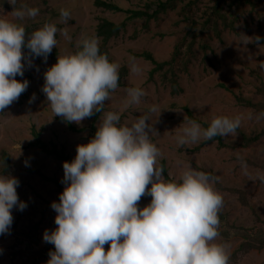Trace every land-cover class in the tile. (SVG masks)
Instances as JSON below:
<instances>
[{"label":"rangeland","instance_id":"1","mask_svg":"<svg viewBox=\"0 0 264 264\" xmlns=\"http://www.w3.org/2000/svg\"><path fill=\"white\" fill-rule=\"evenodd\" d=\"M111 1L122 9L136 10L142 9L144 3L150 0ZM5 2L7 7L0 8L1 18L17 24L31 20L37 23V29L45 23H52L58 29L66 30L71 38L66 39L58 31L57 55L46 60L22 51L25 54L22 61L25 64L24 72L29 76L26 79L29 82L27 90L0 112V150H7L12 162L7 175L19 180L17 194L27 204L23 211L15 207L11 210L13 222L9 232L0 234V264H47L51 246L43 240V234L45 230L51 232L57 227L56 212L51 204L59 202V196L66 186L62 183L65 161L29 145L30 116L33 121H42L46 125V138L56 132L58 137H53L65 144V150L75 158L77 145L87 143L89 120L85 118L79 124L71 122L75 127L84 128L75 131L69 129L64 120L57 119L59 116H53L41 90L44 72L57 62L58 55L69 54V41L77 43L84 37H95L94 28L100 16L120 21L125 12L97 8L92 0H17V7L26 4L39 9L35 19L19 20L13 15V6L8 0ZM60 9L70 12L71 19L67 23H61ZM251 10L250 4H245L236 21V30L224 31L221 39L213 37L208 40V59L191 63L188 71L180 75V88L175 91L160 82L156 74H153V80H149L151 63L135 54L145 49L157 60L169 57L174 40L171 31L177 28L175 22L178 15L175 11L162 13L159 19L149 21L147 28H143L142 20L133 19L108 42L113 63L119 64L124 74L119 87L111 92V99L106 101V111L119 113L120 124L128 126L139 116L149 115V123L156 131L150 133V139L162 153L158 165L163 160L173 180L178 179L189 166L215 177L214 190L222 195L224 201L220 211L225 213L230 223L243 227L252 226L258 219L264 220V182L258 178L249 180L241 166L242 158L249 175L255 177L257 173H264V136L245 146L241 145L240 140L242 132L248 135L264 128V112L240 105L234 98V94L251 97L254 91L260 92L258 86L264 83V69L259 67L264 61V0H254ZM183 25L184 22H180L179 28ZM242 34L259 36L262 45L243 44L240 42ZM195 47L200 50L199 44ZM133 59L141 69L139 74L130 71ZM133 87L143 89L146 95L141 97L139 104L125 107L126 90ZM33 95L35 99L30 102ZM260 98L261 95H256L254 99L258 103ZM150 105L157 106L161 112L149 113ZM183 106L191 109L202 128H205L202 122L210 124L215 116H240L241 125L236 134L221 137L222 145L217 141H201L178 146L175 137L188 121ZM262 106L261 99L259 107ZM24 158H28L27 162ZM26 167L40 168L42 173L27 171ZM43 175L55 177L61 185L58 187L56 181L45 179ZM143 204H147L145 196L138 205ZM244 241L240 237L224 238L219 235L214 242L225 246L229 255L228 264H264V246H243ZM109 247L110 244H106L105 251Z\"/></svg>","mask_w":264,"mask_h":264},{"label":"clouds","instance_id":"2","mask_svg":"<svg viewBox=\"0 0 264 264\" xmlns=\"http://www.w3.org/2000/svg\"><path fill=\"white\" fill-rule=\"evenodd\" d=\"M8 2L19 20L39 15L38 8ZM60 18L67 23L71 14L60 9ZM58 31L71 39L66 30L45 23L25 40L23 25L0 18V112L27 90L29 82L16 79L24 74L22 46L46 60L57 47ZM240 42L262 45L259 36L242 34ZM77 49L58 55L44 72L41 90L53 116L66 122L79 124L95 112L102 117L94 137L77 145L74 160L63 163L66 186L59 202L51 204L57 227L43 234V240L55 247L47 264H228L225 246L214 242L220 235L218 213L224 203L213 187L216 178L189 166L178 179L164 180L158 165L162 153L150 139V133L156 132L150 116L141 115L128 126L120 124L119 113L104 111L105 101L119 87L120 65L100 52L95 37L82 38ZM259 67L264 69V61ZM130 71L141 72L134 59ZM126 92L125 107L139 104L146 95L139 87ZM34 99L33 95L30 102ZM148 111L161 112L155 105ZM240 125V116H215L206 128L188 120L175 140L178 146L210 141L236 134ZM241 166L249 180L264 182V173L249 175L242 158ZM18 185L16 177L0 175V234L9 232L11 210L27 207L18 197ZM145 195L151 201L140 208ZM106 244H110L107 251Z\"/></svg>","mask_w":264,"mask_h":264},{"label":"trees","instance_id":"3","mask_svg":"<svg viewBox=\"0 0 264 264\" xmlns=\"http://www.w3.org/2000/svg\"><path fill=\"white\" fill-rule=\"evenodd\" d=\"M254 0H150L146 1L142 9H122L111 0H92L95 7L103 10H110L113 12L124 11L125 16L120 21H114L110 18L100 16L95 24L94 34L99 41V49L102 54L107 55L110 62H113L112 54L110 52L108 42L118 36L126 27V25L133 21V19H140L143 21V28H147L149 21L159 19L162 13H167L169 10H173L178 15V20L175 22L177 28H174L171 33L174 35L172 42V48L169 57L165 60H157L150 51L140 50L135 54L143 57L149 61L152 67L149 69V80H153V74L158 76V80L165 85H168L172 91L178 90L179 77L182 73L187 72L189 65L194 61H204L208 59L207 50L210 48L209 39L216 37L221 39L222 33L226 30H236V21L239 18L240 12L245 4H250V10L253 9ZM5 0H0V8H6ZM252 12V10H251ZM250 12V13H251ZM1 18V16H0ZM38 19L44 21L42 17ZM180 22H184L182 28H179ZM26 30L25 40L28 39L29 35L37 30V23L34 21H27L22 23ZM205 36V39H204ZM57 37V34H56ZM69 53H75L77 49V43L69 41ZM196 44L200 45L198 51L195 47ZM22 51L31 54L26 46H22ZM32 55V54H31ZM57 55L56 47H53L51 53L47 57H55ZM124 74L123 69H119V84ZM28 75L24 72L23 76L17 75L16 79L23 81L28 79ZM155 80V79H154ZM259 93H255L251 97H243L241 94H234V98L237 103L241 105L251 106L254 110H261L264 112V83L258 86ZM256 95H261V98L255 100ZM263 101V106L259 107ZM261 108V109H260ZM107 105L105 101L104 111H106ZM186 113L187 120H195L200 123V120L195 117L188 106H183ZM102 113L95 112L91 117H88V136L87 143L91 140L97 130V121L100 119ZM57 119L63 120L62 117ZM64 122H66L64 120ZM67 127L71 130L80 131L83 127H75L71 122H66ZM203 127H208L209 124L203 123ZM47 130L46 125L42 121H33L30 116V135L31 141L30 146H35L40 152H44L48 155L52 154L59 160L71 162L74 160V156L67 152L66 145L60 142L57 138L56 132H52L53 135L48 138L45 137L44 132ZM264 136V128L259 132H253L252 134H245L242 132L241 145H249L252 142L257 141ZM210 141H217L218 144L222 145V139L220 136L214 137ZM209 141V142H210ZM27 162L28 158H24ZM11 157L7 150H0V175H7L11 168ZM159 166L163 168V179L173 180L167 172V168L163 160H160ZM27 171L42 173L37 168L26 167ZM45 179H51L56 181L58 187L61 185L60 181L56 180L55 177H45ZM148 187H151L149 184ZM147 204L150 203L151 197L145 195ZM147 204L138 205L142 208ZM219 228L218 231L220 236L224 238L240 237L245 240L244 244L249 246L261 248L264 246V220L258 219L252 226L243 227L234 225L228 221L225 213L219 211ZM50 244V243H49ZM51 251H55L53 244H50Z\"/></svg>","mask_w":264,"mask_h":264}]
</instances>
